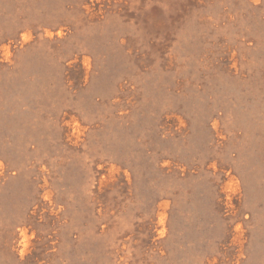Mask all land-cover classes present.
<instances>
[{
    "label": "rangeland",
    "instance_id": "obj_1",
    "mask_svg": "<svg viewBox=\"0 0 264 264\" xmlns=\"http://www.w3.org/2000/svg\"><path fill=\"white\" fill-rule=\"evenodd\" d=\"M0 264H264V0H0Z\"/></svg>",
    "mask_w": 264,
    "mask_h": 264
}]
</instances>
